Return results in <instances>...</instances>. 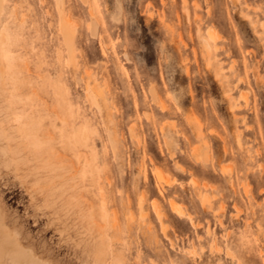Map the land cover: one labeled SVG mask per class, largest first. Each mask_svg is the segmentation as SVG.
<instances>
[{
	"label": "rangeland",
	"instance_id": "obj_1",
	"mask_svg": "<svg viewBox=\"0 0 264 264\" xmlns=\"http://www.w3.org/2000/svg\"><path fill=\"white\" fill-rule=\"evenodd\" d=\"M2 3L24 60L15 82L0 60L8 234L50 264H264V0ZM30 114L56 157L19 132Z\"/></svg>",
	"mask_w": 264,
	"mask_h": 264
},
{
	"label": "bare ground",
	"instance_id": "obj_2",
	"mask_svg": "<svg viewBox=\"0 0 264 264\" xmlns=\"http://www.w3.org/2000/svg\"><path fill=\"white\" fill-rule=\"evenodd\" d=\"M61 0H56V2L57 3H59ZM3 0H0V12H1V10H2V5H3ZM59 26H60V34H61V36H62V38H61V41H62V43L64 44V46H65V48H66V50H67V52H68V55H69V57L70 58H72V54H74V49H76L75 48V45H74V38H75V33H74V31H73V29L71 28V26H70V24H69V21H68V19L64 16V15H60V17H59ZM209 30V29H208ZM206 31V37H203L202 38V45H203V48H205V50H209V48H210V45H209V41L211 40V38L213 37V33L211 32V31ZM7 41H8V33L4 30V31H2L1 32V34H0V60H1V58L2 59H5V62H6V67H7V71L11 74V79H12V81L13 82H15V78H16V76H14V71H12V62L14 61V59L17 61V62H19V63H23L24 62V60L22 59V57H19V56H12V54L7 50V46H6V43H7ZM74 51V52H73ZM1 78H2V69L0 68V81H1ZM20 81H25L26 83H29V80L28 79H26V77H23V78H20ZM24 82V83H25ZM25 83V84H26ZM31 87L29 86L28 88H27V92L29 93L31 90ZM31 93V92H30ZM28 95V94H27ZM161 109H165V106L163 105V104H161ZM40 120H41V118L40 117H35L34 115H29L28 116V120H26L27 122H24V121H20L19 122V124H18V126H17V128L20 130L19 132H21L22 131V133H24V135L26 134H28L30 137H28L29 138V140H27V144H31V146L33 147V149H35V150H40L42 147H41V145H48V146H46V151H49V153L51 154V156L52 157H56V152L55 151H53L54 149L51 147V146H49L50 144L49 143H44V142H39V141H37L36 140V138L34 137V138H32V135L34 136V133H36V132H43V130H42V128H41V124H40ZM2 121H3V119H0V156H7L8 155V153H11L12 151H14V154H17V155H19L20 153V149L18 150L17 148H12L11 150L9 149L10 147H9V140H11L10 139V136H8V135H10L5 129H6V127L5 126H3V124H2ZM14 129V128H13ZM8 133H6V132ZM73 131L75 132V134H76V138L80 141V142H83V137H84V133H83V130L80 128V127H77V128H74L73 129ZM16 149V150H15ZM16 151V152H15ZM13 153V152H12ZM19 153V154H18ZM16 155V156H17ZM14 156V155H13ZM58 157V156H57ZM159 174V177H160V173H158ZM168 181V180H167ZM167 183V182H166ZM206 186V185H205ZM203 188H205V190H206V187H203ZM78 189V188H77ZM69 190V189H68ZM83 190V189H82ZM81 190V191H82ZM91 194V193H90ZM76 197H73L74 198V200L75 201H77L78 202V200H80V199H82V196H83V194L82 193H80V191L79 192H77L76 194ZM74 195V196H75ZM200 198H201V201H202V204H204V201H205V199L204 198H208L209 199V197L208 196H205L206 194H204V195H202V193H200ZM92 196V195H91ZM94 196V195H93ZM104 196V195H103ZM102 196V198H103V200L102 199H99L100 200V202L101 201H104L105 202V198ZM95 197V196H94ZM204 197V198H203ZM75 198H77V199H75ZM92 198V197H91ZM99 198V197H98ZM83 200V199H82ZM210 200V199H209ZM74 201V204L76 203ZM86 203H89V202H87V201H85ZM85 202H83V203H85ZM81 204V207H85V206H82V202H80ZM95 203V202H94ZM206 203H208L209 205H210V203L209 202H207L206 201ZM206 203L204 204V205H206ZM77 204V203H76ZM78 204H79V202H78ZM78 204H77V206H78ZM105 203H103V204H101V207H102V205H104ZM140 205H138V206H141V203H139ZM79 205V206H80ZM84 205V204H83ZM90 205L92 206L93 205V203L92 202H90ZM90 205H87V207L88 206H90ZM171 205L173 206V202H171ZM90 206V207H91ZM172 206H170V207H172ZM175 206V205H174ZM173 206V207H174ZM208 206V205H207ZM156 207V206H155ZM78 208V207H77ZM80 208V207H79ZM89 208V207H88ZM87 208V209H88ZM91 208H93V207H91ZM91 208L90 209H88L91 213H93V210H91ZM104 208H106L105 207V205L103 206V209L101 210V211H103L104 210ZM176 208V207H175ZM83 208H80L79 210H82ZM87 209L86 208H84V210H86L87 211ZM140 209L142 210V208L140 207ZM173 209V208H172ZM174 210V209H173ZM88 211V212H89ZM177 211V210H176ZM175 211V212H176ZM89 212V213H90ZM178 212H180L179 210H178ZM178 212H177V214H178ZM1 213V212H0ZM155 214H156V217L158 218V220L159 221H162V218H163V215H162V213L160 212V210L159 209H156V211H155ZM180 214H182V213H179L178 215H180ZM91 215V214H90ZM89 215V216H90ZM3 217V215L2 214H0V264H50V262L48 261V262H43L44 260H46V259H41V257H40V259H38V257L39 256H37L36 258L29 252V251H31L30 249H28V247H27V249L29 250H27V249H25V246L24 247H22L21 245H20V243H19V241H17V237H14V236H16V234H14L13 232H12V234H14V235H10V234H8V232L6 231V227H4V225L5 224H3L4 222H3V220L4 219H2V217ZM92 216V215H91ZM90 216V217H91ZM4 218V217H3ZM91 220H92V218H91ZM5 221V220H4ZM190 222L192 223V225H193V221L190 219ZM197 227H198V223H197ZM8 228V227H7ZM211 241H212V243H214L215 242V240H214V237H213V239H211ZM98 246H97V251L98 252H105V246H106V244H104L103 242H100V243H98L97 244ZM214 247L216 248V251L217 252H219L218 250L219 249H217L218 247L216 246V243H214ZM96 249V248H95ZM96 251V252H97ZM34 254V253H33ZM105 254H106V252H105ZM224 254H225V256L226 257H229V258H231L232 256H233V254H232V252L229 250V248H227V249H225L224 250ZM98 255H100V254H98ZM101 257H103L102 255H100ZM99 256V257H100ZM234 257V256H233ZM233 259V258H232ZM41 260H43V261H41ZM48 260V259H47ZM53 264V263H52Z\"/></svg>",
	"mask_w": 264,
	"mask_h": 264
}]
</instances>
